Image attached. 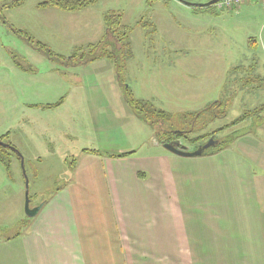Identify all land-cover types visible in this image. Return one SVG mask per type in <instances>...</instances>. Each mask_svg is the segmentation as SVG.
Wrapping results in <instances>:
<instances>
[{
	"label": "rangeland",
	"instance_id": "374dc122",
	"mask_svg": "<svg viewBox=\"0 0 264 264\" xmlns=\"http://www.w3.org/2000/svg\"><path fill=\"white\" fill-rule=\"evenodd\" d=\"M16 1L18 7L4 9ZM44 1L0 0V137L15 143L22 157L21 166L9 153V172L0 163V228H6L0 234L27 229L32 218L24 210L26 192L29 209L51 197L68 180L81 146L145 154L157 145L163 152L160 141L182 133L179 142L191 151L210 139L216 146L250 132L248 140L264 158V110L231 125L264 105V0L230 9L186 6L211 0H98L90 30L81 28L82 14L66 21L67 13L56 9L60 21L50 9H38ZM108 13L120 15L131 29L132 58L119 55V73L105 58L72 67L66 60L76 48L101 39L102 16ZM15 31L64 60L48 59ZM122 83L135 100L150 102L168 117L154 127L139 120L124 100ZM43 92V102L63 99V106L25 109L34 93ZM217 102L222 106L192 116ZM219 129L224 131L209 139Z\"/></svg>",
	"mask_w": 264,
	"mask_h": 264
},
{
	"label": "crops",
	"instance_id": "0c3cea01",
	"mask_svg": "<svg viewBox=\"0 0 264 264\" xmlns=\"http://www.w3.org/2000/svg\"><path fill=\"white\" fill-rule=\"evenodd\" d=\"M91 9L65 19L82 14L90 30ZM36 93L25 109L63 106L45 108L61 99ZM249 134L200 157L157 145L145 154L77 148L68 180L27 229L0 234V264H264V158Z\"/></svg>",
	"mask_w": 264,
	"mask_h": 264
},
{
	"label": "trees",
	"instance_id": "16d2710c",
	"mask_svg": "<svg viewBox=\"0 0 264 264\" xmlns=\"http://www.w3.org/2000/svg\"><path fill=\"white\" fill-rule=\"evenodd\" d=\"M97 1L98 0H45L44 2L38 4L37 8L38 9L55 8L63 12L75 13V12H80L86 8L95 6ZM20 4L21 3L19 1H16L14 3L5 5L4 9L18 7ZM102 23L104 27V34L102 38L97 43L88 44L84 47L76 48L73 51L70 58L66 61L70 62V65L76 66V65L88 64V63L105 58L114 63L117 73H119L121 70V66L119 63V55L124 54L126 60L132 58L131 47H130V42H129V35H130L131 29L121 24L120 15H116L113 13L104 14L102 16ZM15 32L20 37H23L30 46H32L35 50L45 55L48 59L64 60L62 57L54 55L49 49H47L45 45H42L32 40L25 32L23 31H15ZM236 69L242 70V68L240 67H237ZM257 80H259V77L257 78ZM248 82H245V83L247 84ZM122 85L123 83L121 84V86ZM122 93H123L126 104L132 110L134 115L142 122L147 123L154 127L156 121L157 123L158 121H160L159 118L162 119L164 117H168V115H166L163 111L155 109L154 106L150 102L144 101V100H135L132 97V94L129 91L128 87H124V85H123ZM62 100L63 99H61L58 103L54 105L45 106V108L49 109V108L57 107L62 104L61 103ZM219 106H222L221 102L214 103L210 107L202 110V112L200 113H193L192 116L196 118L201 113L203 114L204 112L208 110L216 109ZM263 110H264V105L255 109L253 112L244 113L241 117L234 120L231 123V125L235 126L239 123H242L248 118L258 115V113ZM155 115L158 116V119L156 120L152 118ZM222 131H224V129H219L215 131L212 135L209 136V139L214 137V135ZM182 135H183L182 133H178L176 136H173V137L171 136V138H169L166 141V143L167 142L170 143L174 139L183 138ZM239 136L241 135L235 134L233 138L222 139V140L217 141V145L206 150L203 155L204 156L213 155L215 153L222 151ZM0 141H4V137H1ZM164 143H165L164 141H160V145H163ZM8 145L11 146V144H8ZM89 152L93 154L97 153L95 151H89ZM9 153H13V152H11L7 148L0 147V163L7 172H9V169H10ZM130 154L131 153L123 154V155L116 156V157L122 158ZM1 229L3 230L4 228H1Z\"/></svg>",
	"mask_w": 264,
	"mask_h": 264
},
{
	"label": "water",
	"instance_id": "95a60500",
	"mask_svg": "<svg viewBox=\"0 0 264 264\" xmlns=\"http://www.w3.org/2000/svg\"><path fill=\"white\" fill-rule=\"evenodd\" d=\"M180 1V0H178ZM219 0H211L206 4H202V5H189L186 4V6L189 7H197V8H208L211 7L213 5H215ZM216 144V142L213 141V139H210L205 145H203L202 147L196 149V150H188L187 148H185L184 146H181L179 144H173V143H166L163 145V148L175 155L178 156H182V157H200L204 154V152L206 150H208L209 148L213 147ZM0 147L1 148H7L10 151L14 152L18 158L21 160V166H22V157L21 155L18 153V151H16L15 148H13L12 146L3 143L0 141ZM24 173V172H23ZM27 187V184H26ZM42 208V204H40L39 206H37L34 209H29V200L27 197V192H26V198H25V204H24V210L26 213V216L28 218H34L38 212L40 211V209Z\"/></svg>",
	"mask_w": 264,
	"mask_h": 264
},
{
	"label": "built area",
	"instance_id": "2783aa9c",
	"mask_svg": "<svg viewBox=\"0 0 264 264\" xmlns=\"http://www.w3.org/2000/svg\"><path fill=\"white\" fill-rule=\"evenodd\" d=\"M250 0H219L216 4L218 8H239L241 5L249 2Z\"/></svg>",
	"mask_w": 264,
	"mask_h": 264
},
{
	"label": "flooded vegetation",
	"instance_id": "af4514ba",
	"mask_svg": "<svg viewBox=\"0 0 264 264\" xmlns=\"http://www.w3.org/2000/svg\"><path fill=\"white\" fill-rule=\"evenodd\" d=\"M180 139H174L171 141V143H174V144H179L182 146V144L179 142Z\"/></svg>",
	"mask_w": 264,
	"mask_h": 264
}]
</instances>
